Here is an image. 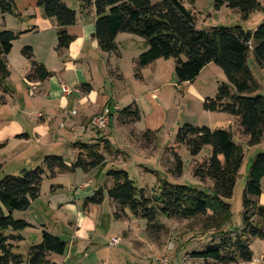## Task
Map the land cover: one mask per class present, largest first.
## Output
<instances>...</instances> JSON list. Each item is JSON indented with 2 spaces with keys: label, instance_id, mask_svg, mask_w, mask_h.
<instances>
[{
  "label": "trees",
  "instance_id": "1",
  "mask_svg": "<svg viewBox=\"0 0 264 264\" xmlns=\"http://www.w3.org/2000/svg\"><path fill=\"white\" fill-rule=\"evenodd\" d=\"M76 1L80 13H94L92 37L102 52L119 56L115 42L119 33L143 39L146 49L134 60L136 78H140L142 67L157 59H173L178 84L194 81L206 65L216 64L224 72L226 82H219L216 94L203 99L202 109L232 115L241 135L247 137L248 145H257L264 140V96L258 93L259 84L247 62L249 44L253 42L252 55L264 69V19L254 30H245L241 24L199 29L194 10L187 8L183 0ZM223 6L237 12L242 21L263 7L259 0H214L215 10ZM30 7L42 8L46 18L55 20L58 27L56 49L67 48L74 37L65 28L76 23V11L66 0H0V16L8 13L20 16ZM20 34L0 28V88L4 92L7 91L4 83L10 74L7 55ZM21 54L30 64L25 75L27 81H43L51 76L43 64L34 60L30 46H23ZM140 118L135 103L117 112L121 123H134ZM153 135L147 130L142 137L150 140ZM181 145L192 157L204 147H210L211 154L196 161L192 170L195 178L207 183L210 192L160 180L157 194L148 197L145 189L134 185L126 171L109 169L106 175L112 183L106 194L113 203V218L144 220L145 232L150 235L163 232V222H159L161 217L164 220H190L199 224L201 232L210 235L202 237L203 245L187 250L182 259H198L203 264L250 262L253 258L250 242L264 238V206L257 200L264 177V152L256 154L249 166L241 224L232 231L229 230L232 211L228 200L232 197L243 160L241 146L234 143L230 129H211L187 122L176 130L173 148ZM74 146L77 155L70 164L61 155L47 154L33 168H21L18 175L6 174L0 178V264H55L50 260V254L64 253L66 242L44 229L38 244L31 245L25 254L16 252L24 239L21 232L31 224L14 219L12 212L26 210L38 198L45 176L53 179L61 172L76 169L90 172L106 165V157L98 150V145L75 143ZM109 148L106 141L103 149ZM171 152L172 173L180 176L183 163L175 149ZM103 199L104 194L98 189L84 199L83 207L100 204Z\"/></svg>",
  "mask_w": 264,
  "mask_h": 264
},
{
  "label": "rangeland",
  "instance_id": "2",
  "mask_svg": "<svg viewBox=\"0 0 264 264\" xmlns=\"http://www.w3.org/2000/svg\"><path fill=\"white\" fill-rule=\"evenodd\" d=\"M151 1L157 2L159 0ZM183 2L187 8L194 10L196 27L199 29L216 26L230 27L241 24L245 30H254L264 19V0H259L263 6L261 11L253 12L245 21L240 19L237 12L226 6L215 10L214 0H183ZM66 3L72 8L76 6L75 0H66ZM80 15L84 17L85 21L93 18V13H82ZM131 38L135 39L133 44H131ZM142 42L141 38L137 36L121 33L116 44L121 53L118 65L123 74V79L119 80L113 75L115 79L111 80L112 82L108 80L105 89H103L101 81L96 86L92 85L93 89L95 88V93L99 95L105 94L106 99L109 98L107 94L112 91L113 99L116 100L120 109L128 106L135 97H138L144 104L147 101V106L144 107V115L149 116L151 112H157L159 117L164 114L167 115L168 119L161 122L162 127L150 140H145L142 135L139 138L132 137L131 132L135 131L132 125H125L123 131L113 127L110 134L112 137L110 140L111 146L106 155L107 163L102 169L90 172H84L81 169H76L73 172L65 171L58 173L53 179L45 176L40 184L38 198L34 199L26 210L12 212L14 219H22L31 224L21 232L24 239L19 243L16 252L25 254L31 245L38 244L41 241V231L44 229L66 242V248L62 255L50 254L49 258L55 264H156L155 259L165 254L171 258L174 264H181V256L185 251L194 247L193 241L200 243L202 237L206 238L210 233L201 232L199 224L190 222V220H164L161 217L159 222H163V232L159 234L154 232L151 235L145 232L147 226L144 220L135 218L115 220L112 216L113 203L106 194V189L111 185L112 179L106 175V172L109 169L126 171L134 185L145 189V194L148 197L157 194L160 180L195 187L209 193L210 189L207 183H202L195 178L192 170L196 161H202L211 154L210 147H204L196 157L190 156L184 145L173 148L176 130L185 121L199 126H207L211 129H230L232 130L234 143L241 146L243 160L238 171L232 197L228 200L232 211L229 230L235 231L240 226L243 193L249 166L256 154L264 152V140L257 145L250 146L247 144V137L241 135L238 130L237 122L232 115L202 109V99L199 98L197 92H201L204 96H214L218 82H226L224 72L214 63H209L211 68L205 69L200 78H197L193 83H182V86L178 85L176 80L174 87L170 84V86L162 88L156 100L148 101L145 99V95L139 90L140 80L135 77L133 65L131 64V56L135 50L140 48ZM252 47L253 42H250L248 67L259 84L258 93L264 96V69L256 63L251 52ZM53 51L59 54L56 44L52 47ZM61 56L63 57V55L57 56L58 61H61ZM105 60L107 63V58ZM67 62H63L64 66L62 68L63 79L65 80L63 82L65 83L60 82L58 84L62 93H64L62 86H65L68 91L67 94L73 96L75 90L69 80H73L75 71L67 68ZM54 64L55 62H51L52 66ZM79 66L84 65L79 62L75 63V68ZM50 72L51 76L45 81L46 85L49 81L54 83L57 79L58 74H55L54 71ZM149 74V71L145 72V82H142V84L152 87V82L148 80ZM95 75L99 78L98 80L102 78V74L96 72ZM18 80L15 78L16 84ZM10 82L11 79L8 77L4 83L6 89L9 87L11 90L8 85ZM109 105L112 106L113 103ZM155 107H157V111ZM10 111V108H5L2 113L0 111V118H7L6 115ZM43 113L50 119L51 125L56 128L60 125L68 128L70 117L78 115L75 108H68L61 113L56 112L54 114L44 110ZM34 114L30 113L29 115L36 124L37 118ZM134 123L136 124V122ZM78 125H80V122ZM108 126L105 129L89 128L88 132L102 134ZM28 127H31V125ZM127 135L130 137V141L128 140L129 145L125 146L123 144ZM102 137H99L100 142L103 141ZM76 138L78 139L76 142L80 143L93 141L88 135ZM10 141L12 142L6 145L5 148L1 147L0 149V165H2L0 167V178L6 174L18 175L21 168L31 169L39 164L36 163L38 161L34 156L30 157L29 153L26 155V152L30 147L34 149L41 146L34 142L26 145V141L20 138L11 139ZM172 149L177 151L183 163L180 176L172 173L174 167L173 158H171ZM100 150L103 153V148ZM72 156L71 148H69V151L65 153V159L70 161ZM98 189L104 194L103 202L88 204L86 207H89L88 211L84 212V199ZM135 220L138 222H135ZM257 240L263 241L261 239ZM201 243L200 245H203ZM176 252L178 256L172 259ZM257 260L264 262L261 255ZM190 262L197 264L196 261L190 260Z\"/></svg>",
  "mask_w": 264,
  "mask_h": 264
},
{
  "label": "crops",
  "instance_id": "3",
  "mask_svg": "<svg viewBox=\"0 0 264 264\" xmlns=\"http://www.w3.org/2000/svg\"><path fill=\"white\" fill-rule=\"evenodd\" d=\"M75 5L76 6L73 9L77 13L76 23L65 28L66 32L69 35H72L74 39L67 48L57 51L59 54L54 53V51L52 52V47H54V44L57 43L58 27L54 19L46 18L43 15L42 8L30 7L20 16L9 13L4 14L2 17L0 16V28L3 27L21 33L18 39L14 41L12 48L7 55L8 67L9 71H11L8 76L11 79V82L8 85L11 90L7 87V91L4 92L0 88V111L2 113L5 108H10L11 110L9 114L6 115L7 118H0V149L1 147L5 148L6 145L12 142L10 140L15 138L25 140L26 145L30 144V142H34L41 147H36L34 149L30 147L28 152H26V155L29 153L30 157L34 156L38 161L36 163H40L43 156L47 154H57L61 155L67 164H70L75 160L77 155V149L74 145L75 143H80L76 142L78 140L76 137L78 136L82 137L84 135H88L93 141L87 142V144H96L98 145V150L102 151L100 149L103 148V144L106 141L108 142V145L111 146L110 140L112 137L110 134L113 127L123 131L126 127L125 125H132V128L136 133L131 132V136L139 138V136L147 130L151 131L155 135V133L163 125L161 122L168 119L167 115L164 114L159 117L157 112H151V115L149 114V116L144 115V107L147 106V101L144 104V102H141L138 97H135L130 104L135 103L141 114V118L138 122H136V124L121 123L118 121L116 114L112 115L108 128L104 130L102 134L88 132L89 128L86 127V122L91 116L99 113L104 105L106 103L108 104V102L109 104L113 103V105H118L116 100L113 99L112 91L110 94H107L109 98L106 99L105 94L99 95L98 93H95V88L93 89V86L98 85L101 81L104 87L103 89H105L106 82H108V80L112 82L111 80L115 79L113 75H115V77L119 80L123 79V74L118 65V61L121 59V53L119 48V56L107 54L100 50L97 41L92 37L94 22L96 19L94 13L90 12L93 13V18L85 21L84 17L80 15L82 13L78 10V3L76 0ZM120 34L121 33L117 34L115 38L116 43ZM130 40L132 42L131 44L135 41L134 38H131ZM141 40L143 41V39ZM26 45L31 47L34 60L43 64L48 71H54L55 74H58L54 83H50L49 81L46 85L45 81L49 78L43 81L26 80L25 75L29 71L30 64L29 61L21 54V48ZM145 49L146 47L143 41L140 48L133 52L131 56L133 69L135 58ZM58 55H63V57L61 56L60 58L61 61H58ZM105 58H107V63ZM66 61H68L66 63L67 68L75 71L73 80H69L75 90V94L73 96H71L72 94L68 95L66 93H62L61 87L58 84L60 82L65 83L63 82L62 68L64 66L63 62ZM51 62H55L54 66L51 65ZM77 62L82 63L84 66L75 68V63ZM93 66L95 67L94 69ZM209 66L210 64L206 65L199 72L194 81L197 78H200L205 69L211 68ZM64 69L66 70V67ZM55 70L58 71L56 72ZM14 71L16 73L15 75ZM146 71H149L150 73L148 80L152 82V87H148L147 84H142V82H145ZM96 72L98 74H102V78L100 80H98L99 78L95 75ZM15 78L19 79L17 84L15 83ZM138 80H140V83L138 84L139 90L143 92V95L146 97L145 99L148 101L156 100L159 97V93L162 88L170 86V84L173 87L175 85L176 78L174 75L173 59H157L147 66L142 67L140 71V78H138ZM194 81L188 83H193ZM178 85H182V83ZM30 86H34V91L32 93L29 91ZM197 93L202 101L205 97L209 96H204V94L199 91ZM68 108H75L78 112V115L70 117L68 120V128H65V126L61 127V125L58 128L53 127L50 123V119L43 113L44 110L49 111L50 114H54L56 112L61 113ZM155 110L157 111V107H155ZM30 113H35L34 115L37 118L36 124L33 122L32 118H30L32 115H29ZM79 122L80 125H78ZM185 122L195 125L189 121ZM29 125H31V127H28ZM100 136H103L102 142L99 141ZM129 139L130 137L127 135L123 145L128 146L129 143L127 141ZM130 146L133 147L131 144ZM69 148H71L73 154L70 161L65 159V153L66 151H69ZM107 152L108 150L103 149L102 154L106 157ZM1 166L2 165H0V167ZM263 181L264 177L261 181V194L257 199L258 204L262 206H264ZM86 207H83L84 212L88 211L89 207ZM135 222L138 221L135 220ZM261 240L263 241L253 239L250 242V249L252 250L253 258L250 262L243 264H264L263 261L257 260L258 257L260 255L262 256L264 253V238ZM193 243L195 247H200L201 242L197 243L196 241H193ZM185 253L186 251L181 257L185 256ZM177 256L178 254L176 252L172 259ZM190 260L196 261L197 264L202 263L201 260L188 258L187 261L189 264H192Z\"/></svg>",
  "mask_w": 264,
  "mask_h": 264
},
{
  "label": "built area",
  "instance_id": "4",
  "mask_svg": "<svg viewBox=\"0 0 264 264\" xmlns=\"http://www.w3.org/2000/svg\"><path fill=\"white\" fill-rule=\"evenodd\" d=\"M62 88L64 93L67 94L68 92L67 88L65 86H62ZM29 91L30 93H32L34 91V86H30ZM118 111H119V107L117 104H114L112 106L105 105L99 113L89 118V120L86 122L87 125L86 127L92 129H105L108 126L112 115L117 114ZM262 257L264 258V253ZM155 261L156 264H174L171 258L167 254L162 255L161 257H157ZM181 264H189V263L185 260V258H183Z\"/></svg>",
  "mask_w": 264,
  "mask_h": 264
}]
</instances>
